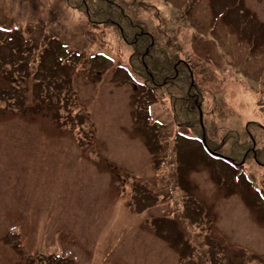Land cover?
Here are the masks:
<instances>
[{"label": "rangeland", "instance_id": "374dc122", "mask_svg": "<svg viewBox=\"0 0 264 264\" xmlns=\"http://www.w3.org/2000/svg\"><path fill=\"white\" fill-rule=\"evenodd\" d=\"M146 2L140 18L199 86L201 128L215 139L253 122L246 136L264 144L261 79L181 10ZM213 6L264 41V0ZM130 52L64 0H0V264H264V166L236 173L186 137L168 94L129 77Z\"/></svg>", "mask_w": 264, "mask_h": 264}, {"label": "trees", "instance_id": "16d2710c", "mask_svg": "<svg viewBox=\"0 0 264 264\" xmlns=\"http://www.w3.org/2000/svg\"><path fill=\"white\" fill-rule=\"evenodd\" d=\"M183 12L190 27L213 38L226 54L227 62L237 72L252 79H261L264 86V41L257 45L253 38L240 34L238 29L217 12L213 0H162ZM65 4L82 13L93 24L108 26L118 40L131 47L125 65L129 77L150 99L156 100L166 92L174 123L185 128L190 138L197 139L211 156L229 163L236 173H241L249 158L264 166V144L255 137L228 130L211 139L199 124L202 113L201 92L195 83L189 64L180 59L176 44L166 34L163 37L150 32L140 18V10L147 7L146 0H64ZM190 69V70H189ZM204 135L205 141L202 140ZM221 147L235 156L222 155ZM242 150V151H240ZM255 192L256 181L251 173L244 176Z\"/></svg>", "mask_w": 264, "mask_h": 264}]
</instances>
